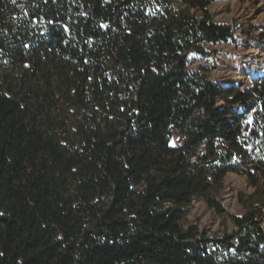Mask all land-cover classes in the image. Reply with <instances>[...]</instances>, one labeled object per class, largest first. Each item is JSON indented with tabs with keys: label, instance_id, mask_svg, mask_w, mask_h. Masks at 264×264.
I'll list each match as a JSON object with an SVG mask.
<instances>
[{
	"label": "trees",
	"instance_id": "obj_1",
	"mask_svg": "<svg viewBox=\"0 0 264 264\" xmlns=\"http://www.w3.org/2000/svg\"><path fill=\"white\" fill-rule=\"evenodd\" d=\"M216 1L0 0V264H264V74L188 68ZM229 173L233 230L185 228Z\"/></svg>",
	"mask_w": 264,
	"mask_h": 264
},
{
	"label": "rangeland",
	"instance_id": "obj_2",
	"mask_svg": "<svg viewBox=\"0 0 264 264\" xmlns=\"http://www.w3.org/2000/svg\"><path fill=\"white\" fill-rule=\"evenodd\" d=\"M208 10L216 23L233 26V37L227 43L204 45L210 56L191 55L189 70L205 68L208 79L220 86L243 88L250 85L264 74V0H217ZM254 192L244 176L229 173L224 178L220 195L225 215H217L196 199L190 205L183 225L185 228L196 227L208 235L230 232L233 226L226 216L243 214L240 202ZM262 212L259 222L264 229V205Z\"/></svg>",
	"mask_w": 264,
	"mask_h": 264
}]
</instances>
